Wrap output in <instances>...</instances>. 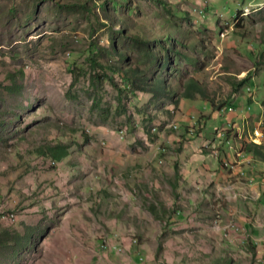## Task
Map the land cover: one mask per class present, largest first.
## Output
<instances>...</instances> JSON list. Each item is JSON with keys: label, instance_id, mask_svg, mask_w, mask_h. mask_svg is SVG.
<instances>
[{"label": "rangeland", "instance_id": "obj_1", "mask_svg": "<svg viewBox=\"0 0 264 264\" xmlns=\"http://www.w3.org/2000/svg\"><path fill=\"white\" fill-rule=\"evenodd\" d=\"M167 1L0 0V264L264 259V0Z\"/></svg>", "mask_w": 264, "mask_h": 264}, {"label": "trees", "instance_id": "obj_2", "mask_svg": "<svg viewBox=\"0 0 264 264\" xmlns=\"http://www.w3.org/2000/svg\"><path fill=\"white\" fill-rule=\"evenodd\" d=\"M161 2L167 4V0H161ZM105 7V6H104ZM192 89L201 91L199 83L194 79L189 85ZM7 88L6 85L0 83V93L2 89ZM191 90L190 88H188ZM186 96H191L187 93ZM68 152L67 145L56 144L49 148L48 155H51L54 162L61 160ZM24 230L21 232L17 229H13L8 225L0 224V256L6 258L20 259L24 256V251L29 247H34L36 242V233L38 232V226L23 223Z\"/></svg>", "mask_w": 264, "mask_h": 264}, {"label": "crops", "instance_id": "obj_3", "mask_svg": "<svg viewBox=\"0 0 264 264\" xmlns=\"http://www.w3.org/2000/svg\"><path fill=\"white\" fill-rule=\"evenodd\" d=\"M256 131H257V136L259 135V130L258 129H256ZM257 140H259V139H257ZM261 142V141H260ZM260 142H258V143H260ZM240 168V167H239ZM223 169H225L223 166H222V171L219 173V174H215L214 173V171H213V173H212V171H211V175L209 174H207V176H205L204 177V179H203V181H201V180H198V179H195L194 181H192L194 184V186H196V187H194V189H196V190H201V193L204 191V190H202V189H204V188H206L208 185H211V186H213V187H217V189H218V191L219 192H226L225 190H222V188H223V183H221V181H222V177H224V178H226L227 179V176L229 177L230 175H228V174H226L225 172H224V170ZM240 170H242V168H240ZM232 174H233V172H231ZM230 173V174H231ZM236 173V172H235ZM184 174H185V179L187 180V182L188 181H190L191 179H192V177L189 175V176H186V173L184 172ZM237 174V173H236ZM192 176H193V174H191ZM251 177V176H250ZM219 179V180H218ZM233 179V178H232ZM251 179H253L252 180V184L251 183H249V184H246L247 182H244L241 178H239V177H237V178H235L234 180H231V182L230 183H228L229 185H230V187L232 186L233 188L235 187V188H238L240 191H245L246 190V188H250V189H252L253 187H254V185H255V183H263V181L262 182H258V181H255L254 180V178H253V176L251 177ZM191 182V183H192ZM190 183V184H191ZM213 184V185H212ZM221 190V191H220ZM204 192H206V190L204 191ZM215 194V192L213 193V195ZM259 194V193H258ZM207 195H209V194H207ZM260 196V195H259ZM209 198L211 197L210 195L208 196ZM204 198V197H203ZM228 198H229V200H232V201H230L231 203H233V198H235L234 200L237 202V199H236V196L235 197H229L228 196ZM254 198V197H253ZM205 199V198H204ZM212 227H214V226H212ZM257 250L258 251H260V252H264L263 251V249L262 248H258V245H257ZM258 259H262V258H258ZM257 259V260H258ZM256 260V261H257ZM264 260V259H263ZM255 261V262H256Z\"/></svg>", "mask_w": 264, "mask_h": 264}, {"label": "bare ground", "instance_id": "obj_4", "mask_svg": "<svg viewBox=\"0 0 264 264\" xmlns=\"http://www.w3.org/2000/svg\"><path fill=\"white\" fill-rule=\"evenodd\" d=\"M253 139V138H252ZM255 142H260V140L257 139H253ZM264 241V240H263ZM111 246V244L109 242L106 243V246ZM112 248H114L115 250H120L121 249V245H119L118 243H114L112 244ZM254 264H264V260L263 259H258Z\"/></svg>", "mask_w": 264, "mask_h": 264}, {"label": "built area", "instance_id": "obj_5", "mask_svg": "<svg viewBox=\"0 0 264 264\" xmlns=\"http://www.w3.org/2000/svg\"><path fill=\"white\" fill-rule=\"evenodd\" d=\"M261 136H262V133L259 132V135L258 136H253L252 138L253 139H259L261 141Z\"/></svg>", "mask_w": 264, "mask_h": 264}]
</instances>
